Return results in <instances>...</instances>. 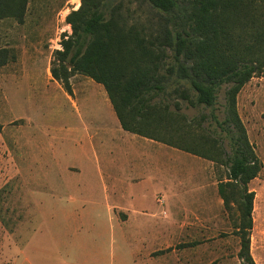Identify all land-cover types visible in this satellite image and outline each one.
<instances>
[{
    "label": "trees",
    "instance_id": "trees-1",
    "mask_svg": "<svg viewBox=\"0 0 264 264\" xmlns=\"http://www.w3.org/2000/svg\"><path fill=\"white\" fill-rule=\"evenodd\" d=\"M28 1L0 0V20L22 19ZM66 22L72 32L63 35L62 48L54 52L52 77L69 95L74 74L90 77L105 88L124 130L225 166L219 194L227 206L233 197L238 203V256L242 264H256L251 254L255 192L249 183L263 165L237 99L248 82L264 76V0H81ZM223 86H228L226 117L220 121L212 112L220 127L218 137L206 131L182 134L185 125L178 123L179 139L189 136L192 143L184 146L149 128L179 121L174 114L180 116V104L172 112L164 103L167 97L177 95L193 107L213 108ZM207 119L202 115L196 121L200 125Z\"/></svg>",
    "mask_w": 264,
    "mask_h": 264
},
{
    "label": "rangeland",
    "instance_id": "rangeland-1",
    "mask_svg": "<svg viewBox=\"0 0 264 264\" xmlns=\"http://www.w3.org/2000/svg\"><path fill=\"white\" fill-rule=\"evenodd\" d=\"M80 4L81 0H29L22 19L7 17L0 20V264H9L38 227L42 214L46 219L62 215L64 202L52 199V191L62 193L69 180L80 179L66 172L68 165L91 160L90 154L84 156L80 151V115H84L89 126L97 118L106 126L114 123L113 118L117 120L102 84L77 73L70 79L73 94L69 95L51 74L54 52L62 48L63 35L72 32L66 16ZM227 89L228 86L222 87L213 108L193 107L177 95L167 97L164 103L170 105L172 112H177L178 102L181 107L178 114L185 119L174 114L179 118L174 124L161 129L149 128L158 137L184 146L192 145L188 135L185 141L179 139L184 132L206 131L218 137L220 127L212 112L220 121L225 119ZM237 105L263 165L259 179L251 187L255 197L260 191L262 193L257 227H263L264 76L254 77L245 85L238 95ZM202 115L208 119L198 125L196 120ZM188 121L195 123L189 126ZM178 123L185 125L182 134L176 131ZM223 136L229 151V141L225 134ZM84 145H89L87 140ZM211 168L219 181L226 180L225 166L214 162ZM86 172L96 186L98 176L90 169ZM232 200L230 206L224 204L226 209L213 214L217 215L219 228H225L227 224L229 232L240 222L238 203L234 197ZM227 246L228 254L236 255L239 238L233 236ZM220 252L224 253L223 247Z\"/></svg>",
    "mask_w": 264,
    "mask_h": 264
},
{
    "label": "crops",
    "instance_id": "crops-1",
    "mask_svg": "<svg viewBox=\"0 0 264 264\" xmlns=\"http://www.w3.org/2000/svg\"><path fill=\"white\" fill-rule=\"evenodd\" d=\"M79 118L80 151L91 160L66 167L80 179L69 180L62 193L52 191V199L64 202L62 215L42 214L9 264H242L240 246L236 255L227 246L233 236L240 245L238 229L219 228L213 215L226 209L213 161L124 130L118 117L109 126L98 118L89 126L84 115ZM87 169L98 176L96 186ZM260 199L261 191L251 234L256 264H264Z\"/></svg>",
    "mask_w": 264,
    "mask_h": 264
}]
</instances>
